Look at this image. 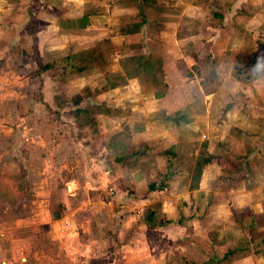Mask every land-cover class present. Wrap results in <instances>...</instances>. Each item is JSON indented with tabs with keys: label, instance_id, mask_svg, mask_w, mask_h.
Returning a JSON list of instances; mask_svg holds the SVG:
<instances>
[{
	"label": "crops",
	"instance_id": "obj_1",
	"mask_svg": "<svg viewBox=\"0 0 264 264\" xmlns=\"http://www.w3.org/2000/svg\"><path fill=\"white\" fill-rule=\"evenodd\" d=\"M108 1L110 0H0V167H2L0 176H13V170L15 171V176H38L35 188L39 191H36V196L32 199V202L39 204L38 208L39 206L42 208L50 207L51 201L53 202V198H56L60 200L65 212L68 214L75 215L81 211L86 217L84 223H88L89 219L96 221L97 225L102 227V225L107 224V218L110 221L115 220L119 223V227L115 230L116 233L108 227L112 232L106 231L107 242L115 239V242L121 246H131L132 241L125 242L121 240L119 233L122 231L123 234H127L125 239H129L128 237H131V235H137L141 232L137 233L136 228L133 227V225L136 226V221L132 222L131 227L127 225L129 221L126 215L132 216V218L135 216L139 217L145 211H149L150 218L153 219L152 221L150 218L142 220L147 230L146 232L154 231L152 233L155 237V242L158 240L156 235L160 238L159 241H166L179 226L171 223V219L167 218L169 216L168 213L175 214L174 211H176L174 203L173 207L172 203L168 204L167 199L172 193L174 194L173 190L176 188L173 187H177V182L183 180L181 179L184 171L183 165H186L187 161L186 156H182L179 151L185 147L184 155H187L186 148L189 147L184 139H182L179 148L175 142L166 143V147L175 146L174 166L171 168L174 170L169 173V176H157L158 171L161 170H156V164L163 161L165 166V159L167 161L172 158L170 155H158L166 147L155 149L154 153L156 156L152 159L149 151L152 149L146 147L139 149L135 141L129 143L126 142L125 138L120 140L118 138L116 143L106 144L99 140L94 144H88V138L86 140L83 137L80 142L77 141V145L83 147H77L74 152L69 147L63 150L62 148L66 145L61 146V141L57 143L54 149L57 150L61 146L59 149H62V151L54 152L57 155L55 159V156L53 157L49 154L48 148L45 149L39 146L37 135L32 136V139L34 138L32 141L22 142L13 139V133L23 127L22 124L21 126L20 124L10 125V118L18 114L16 112L13 115L14 106L17 108H19L18 106L30 107L34 109L33 113L35 115H39L37 112L38 107H41L42 102L47 100L45 92L39 93L38 90L45 91L48 88L53 93L52 100L56 104L55 107L57 105L63 106L61 100L67 97L71 99L70 101L72 102L70 103H73L74 106L82 101H85L86 104L91 102L88 97H80L79 103L73 101L74 97L82 95V90L85 88L84 85L88 84V79H85L88 78V73H84L87 75L86 77L79 75L81 73L62 77V66L56 64L52 68L59 73L56 77H44L38 71L35 72L37 74L34 73L36 76L28 74L31 73V69L41 68L44 64L71 53L70 47L80 43L82 38L83 40H88V33L92 34L91 31L96 25H99L100 29L105 28L108 30V26L114 23L111 15L114 11H117V13L121 12L120 14L123 15L125 6L123 4L127 0H112V2H115L116 8L110 13L107 6ZM234 1V4H247L246 0ZM249 1L248 3H250ZM163 2H165V5L170 3V1ZM160 3L161 0H156L155 3L149 2L148 8ZM126 8L130 9V11L132 10L131 13L133 14V10L137 9V6L135 8L126 6ZM164 10L168 12L170 9L165 6ZM166 12L165 14H167ZM92 13L94 15H91ZM234 14L233 18L236 16ZM187 18H189L188 15L184 21H187ZM261 21V42L254 40L256 47L252 44L250 50L256 51L261 57H264V14ZM186 23L188 24L189 20ZM231 25L232 21L229 28H231ZM226 27L224 26L220 29L219 32L222 35L227 30ZM243 28L234 26L232 29L235 31H229V39L226 40V44L229 43L230 45V42L237 39L236 36L242 39L248 37L249 31L252 34V29L244 28L243 33ZM126 36H136L138 39H142V31ZM171 50L172 48L169 45L163 49L154 50V53L167 55ZM224 51L226 53L221 54L219 52V56H214L216 64L220 60L222 62L230 61L228 67L232 68L237 53L242 51L235 48L233 52H229L226 48ZM143 53L149 52L144 50ZM55 54H61V56L55 58L54 56H57ZM221 55H223L222 59H220ZM13 69H15V72H13ZM46 72L47 70L44 71V73ZM80 78H83V84L81 85L77 82L81 80ZM240 83L246 86L257 85L260 87V97H264V71L255 80L249 83ZM42 86H45V89ZM251 86L248 88H251ZM14 88L16 89L14 90ZM250 95L249 93L244 96L243 100L241 98V100H237L240 102L239 106L233 104L232 107L230 106V110L227 111L230 112V116L235 121L232 129L234 130L233 133L236 132L237 134L236 137H233L236 141L235 144H237L234 148L237 151L236 156L230 157L233 154L232 152L226 154L224 146H219L217 139L212 137V134H210L211 138L209 137L207 146L203 148L204 155L208 157V160L203 164L207 166L213 164L212 167L219 169L218 174H222L220 170L223 167L224 170H230L229 167H233L234 169L228 172V177H230L228 179L233 178L239 187L229 184L230 187L225 188L223 191V189H220L221 185L216 187V185L221 183L220 180L223 176H212L210 178L205 176V174H203L204 176H197V181L193 183L192 190L187 185L178 187L182 190L180 192L189 194L192 192V197L194 198L191 206L184 205L187 211H184V218L182 217L184 223H190L193 218L194 220L205 222L203 224L204 230L208 228L207 230L215 229L217 231V233L215 232L211 235V238H208V249L204 246L206 242L202 241L200 246L197 245L196 250L188 254L189 251L183 246L177 248L175 244L172 246L169 243V247L166 248V245H164L166 242L162 243V246H157V244L153 245V238L151 240L148 239L147 244L154 247V257H152L153 255L151 256V264H189V260L195 264H264V193L262 195L257 190L259 180L260 186H262L264 178V101L258 100V97L253 96V94L251 97ZM41 97L42 99H40ZM143 98L145 99L144 102H148L147 105H141L135 109L132 106L130 107L132 115L140 118L141 122L139 123L145 122L141 126V131L137 132V137L140 139L144 137L143 135L151 132V130L152 134L157 132L156 136L162 135L164 130L167 131L168 135V131L174 135H183L184 131L186 133L189 131L188 125L190 122L197 120L199 116L203 115V113H197L190 104H187L188 100L179 106H173L170 103V88L158 90L154 95ZM36 101L40 103L37 104ZM246 102L248 104H245ZM101 104L108 107L105 101ZM47 105L52 107L50 104ZM57 110L63 111L61 107L57 108ZM236 110L238 111L236 112ZM103 114L105 113L98 112L94 116L101 117ZM156 116H161V119H157L158 121L156 122L151 119V123L145 118H154ZM187 117L191 118V120H187ZM249 118L255 122L250 132L248 128L244 131L240 126L242 123H247ZM255 125L260 127L259 133ZM85 126L87 125L80 127L86 128ZM193 126L195 128L198 127L195 124ZM61 128H59L58 132H62L65 126ZM32 131L35 134L38 133L37 130L33 129ZM99 132L103 133L102 130ZM101 135L99 136L102 137ZM193 135L195 137L192 138L195 141L194 145L198 144L195 146L196 148L193 146L194 150L192 148V154L194 155L195 149L196 154L198 151L200 152L203 141L198 137L200 136L199 133H193ZM251 136L257 138V142H260V144L256 145L250 142L249 137ZM77 138L78 136L74 140L76 141ZM175 140L176 138L173 137L172 141ZM232 141L230 140V142ZM240 145L246 151L239 152ZM33 147L34 150H32ZM258 148L262 150L263 154L260 157L256 156V154L253 155L254 150ZM228 150H231V148ZM88 151L90 154H88ZM16 153L21 159V161L17 160L21 167L18 166V163L13 164L11 162L12 157ZM62 154L64 155L61 161L59 163L56 162ZM189 154L191 155L190 151ZM241 154L247 156L246 162L250 166L249 173L246 171L248 176H236L237 157ZM2 161L4 164H1ZM135 164H139V166H135ZM125 166H128L130 170L125 172ZM105 167H107L106 171L111 174V179L105 178L102 172L94 173V170L100 169L103 171ZM62 182L66 186V190L71 186V191L66 192L67 195L64 194L63 197L59 190V185ZM150 184L154 185L152 189L149 188ZM106 186L109 187L107 190H105ZM10 187L9 193L4 195V198L7 197L4 211L10 213L18 210L19 214H16V216H20L19 218L22 221L27 222L30 218L36 217L35 219L42 223L44 216H42L41 211L36 209L35 216L28 217L26 215L27 212L34 208L33 205L35 203H32L31 206L29 205L31 208L29 210L26 206V200L22 198V191L18 190L14 185ZM222 191L227 193L226 198L217 200L219 197L217 195ZM2 193L3 190L0 188V196H2ZM210 197H212L211 200L208 199ZM188 213H194L190 221L189 217L191 216ZM138 220L140 221V217ZM58 222L60 220L55 219L54 226ZM8 227L13 226L10 225ZM8 227L1 228L0 226L1 245L10 243V238L5 231ZM129 227L130 229L126 232L124 228ZM83 231L90 236L87 227ZM189 231L193 232V227ZM202 231L200 229V232L198 231L196 234H200ZM207 234L210 235V231ZM8 251L4 248L0 253L5 252L8 255ZM207 252L209 253L207 254Z\"/></svg>",
	"mask_w": 264,
	"mask_h": 264
},
{
	"label": "rangeland",
	"instance_id": "obj_2",
	"mask_svg": "<svg viewBox=\"0 0 264 264\" xmlns=\"http://www.w3.org/2000/svg\"><path fill=\"white\" fill-rule=\"evenodd\" d=\"M163 1H170V3L165 5ZM246 1L247 4L239 5L238 3L234 4V0H161L159 5L151 6L149 7L151 9H149V3L144 0H127L123 4L125 6L123 15H121V12L117 13V11H114L116 8L115 2L110 0L107 6L109 13L114 11L112 15L110 14L114 23L108 26V30L105 28L100 29L99 25H96L91 31L92 34L88 33V40H83L82 38L81 42L79 41L80 43H76L69 49L71 50L69 54H75L85 51L87 48H95L97 51H101L104 56L105 63L103 65H98L79 74L86 77L87 75L84 73H88V78H85L88 79V84L84 85L85 88L79 97H88L91 99V102L86 104L85 101H82L74 106L73 103H70L72 102L70 101L71 99L67 97L61 100L63 106L57 105L55 107L56 104L52 100L53 93L46 88L45 91L38 90L39 93L45 92L47 100L42 102L41 107H38L37 112L39 115H35L33 113L34 109L30 107L18 106L19 108H17L14 106L13 115L16 112L18 114L10 118V125H23L16 133H13L14 140L22 142H26L27 140L32 141L34 139H32V136L37 135L39 146L45 149L48 148L49 154L53 157L55 156V159L57 155L54 152H60L67 147L73 152L77 150V147L82 148L83 146L77 145V141L80 142V139L83 137L85 139L88 138V144H94L99 140L106 144L111 142L116 143L118 138L119 140L125 138L126 142L129 143L135 141L139 149H143L144 147L152 149L149 150L152 159L156 156L154 153L155 149H163L166 147V143L169 142H175L179 148L182 139H184L189 147L186 148L187 155H184L185 147L179 151L182 156H186L187 161L186 165H183L184 171L181 178L183 180L177 182V187H173L176 188L173 190L174 194L172 193L167 199L168 204L172 203L171 205L173 206L174 203L176 206L175 214L168 213L169 216L167 217L171 219V223L179 225L177 226L178 229L175 230L176 233L173 232V235L166 241H159L160 238L156 235L158 240L155 242L154 231H152L153 233L151 231L146 232L144 223H142L143 219L150 218V212L145 211L143 215L139 216L141 222L137 216L132 218V216L126 215L129 221L127 225L131 227L132 222L136 221L137 224H135L136 226L133 225V227L136 228L137 233L141 232L137 235H131V237H128L129 239H125L127 234H123L122 231V234L119 233L121 240L125 242L132 241L131 246H121L115 242V239L107 242L106 231L112 232L108 227L115 232L119 227V223L115 220L110 221L109 218L106 220L107 224L102 225V227H99L96 221L89 219L88 223H84L86 217H84L81 211L75 215L68 214L65 212L60 200L56 198H53L54 201H51L50 207L42 208L39 206L38 208L39 204L32 202V199L36 196V191H39L35 188L38 176H15V171L13 170V176H0V188L3 190L2 196H0V226L1 228L13 226L5 230L7 232L6 235L10 238V243L5 245L0 244V251L4 248L7 251L9 250L8 255L5 252L0 253V264H151V256L153 255L152 257H154V247L149 246L147 242L148 239L151 240L152 238L154 239L153 245L162 246V243L166 242L164 244L166 248L169 247V243L172 246L175 244L177 248L183 246L189 251L188 254L196 250L197 245L200 246L202 241L206 242L204 246L208 249V238H211V235L215 232L217 233V231L215 229L207 230L208 228L204 230L203 224L205 222L194 220L192 218L194 213H188L191 216L189 217V221L191 218L192 221L184 223L183 214L184 211L187 212L184 205L191 206L194 198L192 197V192L191 194L180 192L182 190L178 187L187 185L192 190L193 183L197 181V176H202L203 174L210 178L212 176H223L220 180L221 183L218 182L219 184L216 185V187H220L221 185L220 189H223V191L225 188L230 187L229 184L239 187L233 178L228 179L230 178L228 177V172L233 170V167H229L230 170H224L223 167L220 170L222 174H218L219 169L212 167L213 164H210V166L203 164L208 160V157L204 155L203 148L207 146L208 139L211 138L210 134H212V137L217 139L219 146H224L225 153L232 152L233 154L230 157H235L237 151L234 148L237 144H235L236 141L233 137H236L237 134L236 132L233 133L234 130L232 129L235 121L230 116V112L227 111L230 110V106L232 107L233 104L239 106L240 102L237 100H243L244 96L249 93L251 94L250 97L253 94V96L258 97V100L264 101V97H260V87L257 85H243L233 77L232 69L235 59L232 68H229L230 61L222 62L220 59L223 58V55H221V58H218L220 65L217 63V67L214 57L216 55L219 56L220 53H226L224 51L225 48L229 52H233L235 48L242 51L237 54L248 52L247 54L254 53L256 60L261 58L256 51H252L250 48L252 44L256 47L254 40L261 42L262 39L260 36V26L262 15L264 14V0ZM126 6H131L132 8L137 6V9H134L132 14V10L130 11ZM165 6L167 9H170L168 12L164 10ZM234 13L236 14L235 18H233ZM91 15L94 14L92 13ZM187 15L190 18H187V21L189 20L188 24L186 23L187 21H184ZM230 19H232L231 28H229ZM224 26H227V30L222 35L219 31ZM234 26L252 29V34L249 31L248 37L241 39L236 36L237 39L234 37L236 40L230 42V45L229 43L226 44V40L229 39V31H235L232 29ZM244 28L242 30L243 33ZM140 31H142V39H138L136 36H126ZM248 42L250 47L248 46ZM169 45L172 50L167 55L154 53V50L163 49ZM144 50L149 53L144 54ZM208 55L214 59L215 72L221 77L219 86L211 91H206L201 84L202 79L207 75L204 69V66H207V61L203 60ZM60 56L61 54H58L54 57L59 58ZM36 71L41 72L44 77H56L59 75L56 69H50L44 73L43 70H40V67L35 70L31 69V73L29 72L30 74L28 75H32ZM198 71L201 73H198ZM13 72H15V69H13ZM261 73L262 71H258L257 77ZM80 79L77 82L81 85L83 84V78ZM250 86L251 88H248ZM42 87L45 89V86ZM168 88L171 91L170 103L173 106H179L188 100L186 103L190 104L197 113H203V115L199 116L197 120L190 122L188 125L189 131L187 133L184 131L183 135H174L170 131H168V135L167 131L164 130L162 135L156 136L157 132L152 134L151 130V132L143 135L145 139H143L144 137L142 139L138 138L137 132L141 131V126L145 122L139 123L141 122L140 118L132 115L130 107L132 106L135 109L138 106L147 105L148 102H144L145 99L143 97L152 96L156 91ZM73 101L76 102L74 98ZM104 101L108 105V107H104L103 109L105 111L103 113L105 114L101 117H95L94 114L98 112L102 113L101 103ZM36 103L40 102L36 101ZM47 104H50L52 107H49ZM245 104H248V102ZM59 107L63 111H58L57 108ZM156 117L145 118L151 123V119H153V122L161 119V116ZM187 120H191V118L187 117ZM252 120L249 118L247 123L240 124L244 131L247 128L249 132L252 130L253 124H255ZM194 124L199 129L198 127L195 128ZM84 125H87L85 126L86 128L80 127ZM60 126H65V131L58 132L59 128L62 129ZM256 127L259 133L260 127ZM31 129L37 130L38 133L35 134ZM100 130L103 133L99 132ZM193 133H199L200 136L198 137L203 141L200 152L198 151L196 154L195 149L194 155L192 154V148L193 146L196 148L195 146L198 144L194 145L195 141L192 138H195L194 135L196 134L193 135ZM100 134H102V137L99 136ZM77 136L78 138L75 141L74 139ZM173 137L176 138L175 141H172ZM230 140L234 141L230 142ZM249 140L256 145L260 144V142H257V138L252 136L249 137ZM60 141L62 142L61 146H66L62 149H59L61 146L57 150L54 149ZM168 148H173L171 154L174 158L175 146L164 148L165 150L161 151L158 155L171 156L168 152H166L167 154L163 153ZM229 148L231 150H228ZM32 150H34V147ZM243 151L246 150L241 146L239 152L242 153ZM17 153L12 157L11 162L13 164H17V160L21 161ZM88 154H90L89 151ZM255 154L258 157L263 155L262 150L259 148L254 150L253 155ZM63 155L59 156L56 162L59 163ZM237 158L236 176H248L246 171L249 173L250 166L246 162L247 156L241 154ZM170 162L171 159L167 161L165 159L166 168L163 161L156 164V170H161L158 171L157 176L170 175L169 173L174 170L171 169L173 166L170 167L168 165ZM1 164H4V162L2 161ZM18 166L21 167V164L18 163ZM135 166H139V164H135ZM125 168V172L130 170L128 166H125ZM106 169L107 167L103 171L100 169L94 170V173L102 172L105 178L111 179V174ZM12 185L22 191V198L26 200V206L29 210L31 209L29 205L31 206L32 203H35L33 205L34 208L30 211L28 210L29 212L26 215L28 217L35 216L37 209L44 216L41 221L42 223L36 220V217L30 218L27 222L22 221L19 218L20 216H16V214H19L18 210L10 213L4 211L7 198H4V195L9 193L10 186ZM107 186L105 190L109 188ZM262 186H260L259 180L257 190L261 194L264 193V178ZM210 188L212 189L211 186ZM59 190L63 197L64 194L67 195L66 192L71 191V186L66 190V186L62 182L59 185ZM223 191L217 195L219 196L217 200H224L226 198L227 193H223ZM208 199L211 200L212 197ZM55 219H59L60 222L54 226ZM86 227L90 236L83 231L86 230ZM130 227L124 228V230L127 232ZM191 227H193V232L189 231ZM200 229L204 231L196 234L198 231L200 232ZM208 231H210V235L207 234ZM198 236L200 239H198ZM189 264L195 263L189 260Z\"/></svg>",
	"mask_w": 264,
	"mask_h": 264
},
{
	"label": "trees",
	"instance_id": "obj_3",
	"mask_svg": "<svg viewBox=\"0 0 264 264\" xmlns=\"http://www.w3.org/2000/svg\"><path fill=\"white\" fill-rule=\"evenodd\" d=\"M146 2L155 3L156 0H144ZM256 60L255 54L240 53L237 54L235 58V63L232 69V75L235 79L239 80L242 83H249L257 78V71L252 70L251 64ZM203 61H207V66H204L207 75L202 79L201 84L206 91L215 90L221 83V77L215 72V61L211 56H207ZM105 63L104 56L101 51H97L95 48H90L82 52L75 54L66 55L55 61L44 64L40 70L46 71L55 67L54 65L58 64L62 66V77L74 73H83L89 69H92L98 65H103ZM198 73H201L198 71ZM164 94V92H163ZM78 98V99H77ZM77 103L80 102V97H74ZM105 106L101 104L102 111L105 112ZM95 120V119H94ZM93 122V120H92ZM96 132V130H95ZM173 149V148H172ZM172 149L168 148L165 152L169 154L172 153ZM167 154V153H166ZM169 156V155H168ZM171 156H173L171 154ZM171 162L168 165L174 166V158H170ZM153 184H150V189L153 188Z\"/></svg>",
	"mask_w": 264,
	"mask_h": 264
},
{
	"label": "clouds",
	"instance_id": "obj_4",
	"mask_svg": "<svg viewBox=\"0 0 264 264\" xmlns=\"http://www.w3.org/2000/svg\"><path fill=\"white\" fill-rule=\"evenodd\" d=\"M251 68L254 71H264V57L254 60L251 64Z\"/></svg>",
	"mask_w": 264,
	"mask_h": 264
}]
</instances>
